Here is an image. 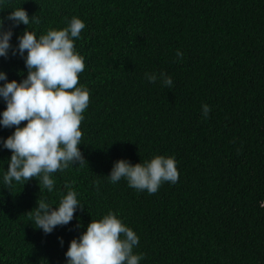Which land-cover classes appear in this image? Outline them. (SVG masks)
I'll return each mask as SVG.
<instances>
[{"label":"trees","instance_id":"obj_1","mask_svg":"<svg viewBox=\"0 0 264 264\" xmlns=\"http://www.w3.org/2000/svg\"><path fill=\"white\" fill-rule=\"evenodd\" d=\"M20 6L40 23L12 28L13 46L25 30L86 24L75 47L85 58L77 86L90 91L87 164L54 173L51 193L39 178L8 187L11 152L0 148V264H66L70 241L109 211L138 235L140 264H264V0H2L0 18ZM0 71L27 76L11 53ZM161 72L172 87L146 79ZM157 155L175 157L179 180L155 194L107 177L118 160ZM65 184L83 209L45 235L28 212L42 198L58 206Z\"/></svg>","mask_w":264,"mask_h":264},{"label":"clouds","instance_id":"obj_2","mask_svg":"<svg viewBox=\"0 0 264 264\" xmlns=\"http://www.w3.org/2000/svg\"><path fill=\"white\" fill-rule=\"evenodd\" d=\"M2 3V0H0ZM5 20L11 27L5 29ZM39 24L38 17L29 16L21 6L0 18V57L18 55L24 60L26 78L8 81L0 71V100L6 107L0 111V127L14 129L7 138L0 137V148L10 150L7 171L3 183L12 187L13 182L23 185L39 178L49 193L55 188L53 174L63 172L74 164H87L79 145L83 132V113L89 106L90 91L79 84V74L85 70V58L76 50L75 42L81 39L86 24L73 17L67 27L49 29L37 37L34 31L25 30L18 36L17 45L11 44L12 28L23 24ZM179 59L183 53L177 50ZM150 83L161 80L166 87L173 86L171 76L161 72L146 73ZM211 108L202 105L207 117ZM21 122H26L20 126ZM112 184L121 179L129 187L149 194L158 192L163 183L175 184L179 180L177 161L173 156L157 155L150 161L132 164L121 159L113 164L107 176ZM66 195L54 206L42 198L30 219L45 235L58 226H66L78 209H83L78 193L71 184H65ZM63 245V239L58 237ZM139 237L117 214L109 211L102 219L92 220L86 230L70 241L65 252L66 264H140L143 254H134Z\"/></svg>","mask_w":264,"mask_h":264}]
</instances>
